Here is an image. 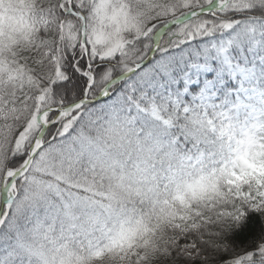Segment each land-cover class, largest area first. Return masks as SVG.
<instances>
[{
  "label": "snow or ice",
  "instance_id": "6c2138e0",
  "mask_svg": "<svg viewBox=\"0 0 264 264\" xmlns=\"http://www.w3.org/2000/svg\"><path fill=\"white\" fill-rule=\"evenodd\" d=\"M0 264H264V0H0Z\"/></svg>",
  "mask_w": 264,
  "mask_h": 264
}]
</instances>
